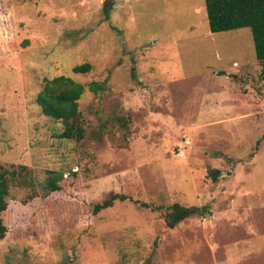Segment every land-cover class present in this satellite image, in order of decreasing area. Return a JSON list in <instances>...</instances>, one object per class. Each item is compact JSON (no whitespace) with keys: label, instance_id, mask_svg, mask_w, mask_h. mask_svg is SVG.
Returning a JSON list of instances; mask_svg holds the SVG:
<instances>
[{"label":"rangeland","instance_id":"obj_1","mask_svg":"<svg viewBox=\"0 0 264 264\" xmlns=\"http://www.w3.org/2000/svg\"><path fill=\"white\" fill-rule=\"evenodd\" d=\"M60 74L86 85L80 141L36 101ZM0 168L19 172L0 264H264L251 29L212 32L205 0H0ZM174 203L197 212L169 227Z\"/></svg>","mask_w":264,"mask_h":264},{"label":"trees","instance_id":"obj_2","mask_svg":"<svg viewBox=\"0 0 264 264\" xmlns=\"http://www.w3.org/2000/svg\"><path fill=\"white\" fill-rule=\"evenodd\" d=\"M205 4L212 32L228 31L242 27L251 29L256 56L262 65V73L264 74V0H205ZM91 69L92 64L84 62L75 65L73 72L84 74ZM88 89L98 93V91L104 89V83L91 81L88 83ZM85 90L86 85L70 75L60 74L43 78L36 101L45 116L63 123L64 129L60 134L63 138L80 141L86 135L83 114L79 108V100ZM17 173L19 172L16 169L0 168V243L14 225V219L7 216L9 212L7 197L11 186L19 175ZM217 173V170H213L212 176L215 178ZM49 180L50 182L44 186L46 188L43 187L45 192L46 189L56 188L57 184L55 182L60 179L55 177ZM116 199L124 200L125 196L111 192L103 202L94 206L93 212L98 213L104 208L111 207ZM196 212V207L174 203L166 213V222L169 227H175L179 222Z\"/></svg>","mask_w":264,"mask_h":264}]
</instances>
